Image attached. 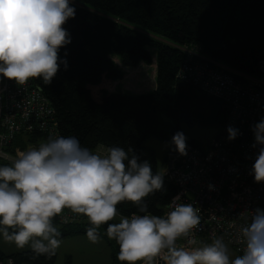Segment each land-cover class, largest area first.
I'll use <instances>...</instances> for the list:
<instances>
[{
    "label": "trees",
    "instance_id": "obj_1",
    "mask_svg": "<svg viewBox=\"0 0 264 264\" xmlns=\"http://www.w3.org/2000/svg\"><path fill=\"white\" fill-rule=\"evenodd\" d=\"M71 1L75 18L64 25L71 43L59 51L67 69L61 63L51 84L39 78L34 82L54 107L58 137L75 136L82 147L93 152L100 147H123L126 151L131 147L156 174L155 151L145 145L148 138L169 142L166 164L175 150L171 139L177 132L184 133V124L199 123L219 129V134L230 104L179 77L189 51L197 54L194 59L223 69L240 82L262 78L258 63L264 53V0ZM154 61L152 90L118 92L126 68ZM46 137L39 131L21 132L6 150L14 155L16 150L46 143ZM4 165L10 164L0 162ZM174 193V186L164 175L163 189L145 200L147 213L126 201L117 206L119 215L109 223H118L120 216L133 213L161 216ZM53 224L61 237L86 235L91 226L83 215L69 224H61L58 216ZM107 226L102 225L98 232L111 248L112 264H126L117 260L119 245L107 237ZM8 257L15 264H54L57 253L36 255L30 249L7 254L0 248V259Z\"/></svg>",
    "mask_w": 264,
    "mask_h": 264
},
{
    "label": "clouds",
    "instance_id": "obj_2",
    "mask_svg": "<svg viewBox=\"0 0 264 264\" xmlns=\"http://www.w3.org/2000/svg\"><path fill=\"white\" fill-rule=\"evenodd\" d=\"M75 14L70 0H0V77L18 85L35 78L51 84L61 63L67 69L59 51L71 43L64 25ZM252 131V147H260L250 174L256 183H264V118ZM227 132L230 141L239 134L232 126ZM186 141L183 132L171 139L181 156L187 155ZM0 156L10 160V165L0 166V234L19 248L29 246L36 255L55 254L61 233L53 220L60 216L67 223L62 214L69 209L87 218L91 226L86 235L93 243L100 239L98 229L107 224V237L119 245L117 260L126 264H264V210L259 208L239 230L245 247L235 259H230L222 237L214 236L212 243L200 247L177 244L201 221L192 204L178 202L179 195L164 216L133 213L109 223L126 201L147 213L146 198L164 187V174H153L151 164L140 161L131 147L93 152L75 136H60L17 150L14 159ZM195 243L188 239V245Z\"/></svg>",
    "mask_w": 264,
    "mask_h": 264
},
{
    "label": "built area",
    "instance_id": "obj_3",
    "mask_svg": "<svg viewBox=\"0 0 264 264\" xmlns=\"http://www.w3.org/2000/svg\"><path fill=\"white\" fill-rule=\"evenodd\" d=\"M195 55L189 51L179 77L204 93L223 98L230 104V111L210 150L187 144V155L181 156L174 150L166 161L163 174L175 188L168 205L179 195L178 202L192 204L201 217L200 224L189 237L196 243L188 245L189 238H181L177 244L195 247L200 242L212 241L214 236L222 237L242 255L245 245L240 242L239 230L251 222L257 208L264 210V183H256L250 174L260 147H252L255 143L252 127L264 118V53L258 63L262 78H247V82H239L223 69L194 59ZM54 112L34 79L18 85L0 77V153L16 158L17 150L12 155L6 148L21 132L39 131L47 138L58 137ZM229 126L239 130L236 139L231 141L227 138ZM0 162L10 164L3 156ZM168 205L161 216L170 211ZM62 215L68 222L64 223L59 216L61 224L77 222L81 216L69 209ZM0 264L15 262L8 257L1 258ZM158 264L164 262L158 261Z\"/></svg>",
    "mask_w": 264,
    "mask_h": 264
},
{
    "label": "rangeland",
    "instance_id": "obj_4",
    "mask_svg": "<svg viewBox=\"0 0 264 264\" xmlns=\"http://www.w3.org/2000/svg\"><path fill=\"white\" fill-rule=\"evenodd\" d=\"M127 72V71H126ZM128 76L119 85L118 92H129L136 94V91L147 92L152 90V77L145 73V81H140L136 72L129 70L126 73ZM136 75V76H133ZM154 78V77H153ZM151 82L149 83L148 81ZM116 86V83L115 85ZM152 88V89H151ZM130 90V91H124ZM184 134L187 140L194 141L203 150L208 151L213 147L216 140L219 129L204 127L199 123L192 125L184 124L183 126ZM47 138V137H46ZM48 139V138H47ZM34 145L32 147H38ZM145 145L151 147L155 151L157 170L160 173L165 171V159L169 152V142L158 139L156 137H150L145 141ZM11 231V230H10ZM87 237V235H85ZM77 237H60L61 244L58 249H56L57 259L54 264H66L67 259H70V264H112L111 248L104 237H100L98 242L93 243L89 239H76ZM88 238V237H87ZM209 242H200L195 247L203 246V244H210ZM230 259H235L239 254L228 245ZM0 248L7 254L30 250L29 246L24 248L17 247L13 242H7L4 240L3 235L0 234ZM140 264V263H139Z\"/></svg>",
    "mask_w": 264,
    "mask_h": 264
},
{
    "label": "crops",
    "instance_id": "obj_5",
    "mask_svg": "<svg viewBox=\"0 0 264 264\" xmlns=\"http://www.w3.org/2000/svg\"><path fill=\"white\" fill-rule=\"evenodd\" d=\"M131 70L132 72H136L137 74L136 75H139L138 78L139 80L142 82V81H145L146 82V79L144 80V78L146 77L145 73L149 74L151 77H152V81H153V85L152 87L155 86V78H156V62L154 61L152 64H145V63H140L136 68H126L125 71H129ZM126 72V73H127ZM136 75H133V76H136ZM128 75L126 74L125 77L121 80V82L119 84H121L125 78L127 77ZM154 77V78H153ZM149 83L151 82L148 81ZM140 91V90H139ZM137 91V92H139ZM105 148L103 147H100L98 148L95 152H100L101 150H103ZM69 237H77L76 239H88L85 234H78V235H72V236H69ZM3 251V250H2Z\"/></svg>",
    "mask_w": 264,
    "mask_h": 264
},
{
    "label": "bare ground",
    "instance_id": "obj_6",
    "mask_svg": "<svg viewBox=\"0 0 264 264\" xmlns=\"http://www.w3.org/2000/svg\"><path fill=\"white\" fill-rule=\"evenodd\" d=\"M220 70H221V69H220ZM228 74H229V73H228ZM230 75H231V74H230ZM232 76H233V75H232ZM236 80L239 81L238 79H236ZM239 82H240V81H239ZM227 118H228V117H227ZM226 121H227V119H226ZM225 123H226V122H225ZM225 123H224V124H225Z\"/></svg>",
    "mask_w": 264,
    "mask_h": 264
}]
</instances>
